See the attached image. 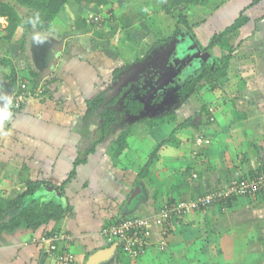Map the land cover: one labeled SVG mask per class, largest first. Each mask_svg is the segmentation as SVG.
I'll use <instances>...</instances> for the list:
<instances>
[{"label": "crops", "instance_id": "1", "mask_svg": "<svg viewBox=\"0 0 264 264\" xmlns=\"http://www.w3.org/2000/svg\"><path fill=\"white\" fill-rule=\"evenodd\" d=\"M84 7L80 6L79 12L85 11ZM78 10L64 8L60 16L67 22L65 14L76 20L78 14L73 13ZM205 23L198 28L207 38ZM54 24L46 32L34 31L39 35V43L43 44L41 48L45 46L46 51L41 49L40 64L28 65L29 72L39 74L41 79V73L52 63L53 51L60 48L52 71L39 81L46 85L48 97L28 100L19 111L6 108L0 113V194L7 197L13 192H22L28 181H48L52 192L60 193L58 189L63 187L60 202L69 203L73 211L63 220L37 230L24 223L12 232L3 233L0 264H56V259L49 258L46 253V243L38 242L45 231L69 237L63 246L74 255L73 264H88L91 256L100 252L101 257L99 255L90 264H264V229L261 228L264 200L259 196L235 197L174 219L169 224L164 249L157 247L159 236L155 232L153 246L141 259L132 262L118 248L110 252L111 246L100 234L105 225L117 219L148 216L147 213L153 214L166 202L192 199L232 180L263 173L264 72H256L253 77L251 73L246 75L242 90L233 87L205 90L180 103L173 97L176 101L170 108L186 109L187 118L193 117L192 127L178 130L176 146L162 148L149 167L148 176L141 177V170L154 147L175 131L173 124L165 123L148 130L144 125L145 128L134 134L133 124L124 126L118 120L104 130L103 119L96 112L84 118L86 100L102 95L106 105L101 107L109 108L108 102L121 93V87L114 92L112 85L121 76L113 78L112 72L140 60L130 61L126 57L129 63L124 64L122 60L124 63L120 66L108 69L112 64L108 60L96 67L91 62L88 64L85 58L67 56L65 42H59L63 34L58 39L54 37L59 34ZM247 24L254 27L248 36H238L248 29L242 26L227 39L236 47L234 52L238 56L246 57L244 53L248 49L252 51L251 56L257 55L263 64L264 23ZM5 53L9 56L4 57L16 69L17 81L11 88L10 78L5 76L10 75L9 68L0 67V85L5 87L0 86V94L13 92L20 81L31 85L30 75L24 78L15 67L14 59L19 58L16 53L11 58L13 53ZM61 61H65L62 71L58 70ZM195 70L184 73V77ZM228 70L226 78L232 80L234 74L230 73V68ZM142 78L139 76L138 80ZM107 81L114 88H107ZM200 96L204 106L199 110L193 99ZM121 106L122 103L118 109ZM157 109H153L155 114L159 112ZM203 109L204 115L200 113ZM175 113L180 118L176 109ZM95 119L101 121L100 126L95 127L97 134L93 130ZM85 124L87 127L83 130ZM126 130L129 132L125 140L127 146L116 154L118 135ZM200 136L210 140V144L198 146L196 140ZM97 141L94 153L86 155V150ZM78 159H86V162L75 166ZM73 169L75 175L71 178ZM141 187L148 188L147 196H140ZM37 192L33 196H43L36 195ZM47 192L48 195L40 197L41 201L50 199L48 189ZM27 204L24 199L20 206Z\"/></svg>", "mask_w": 264, "mask_h": 264}, {"label": "rangeland", "instance_id": "2", "mask_svg": "<svg viewBox=\"0 0 264 264\" xmlns=\"http://www.w3.org/2000/svg\"><path fill=\"white\" fill-rule=\"evenodd\" d=\"M250 1L251 0H213L206 6H197L190 8L188 13L189 23L195 28V34L197 35L196 39L200 43L207 45L209 37L206 38V35L201 31L200 28H198V25H201L206 21L205 31L208 36L211 33L213 34V32L215 31L219 32L225 30L234 22L239 13H241V9L244 6L246 7V5ZM113 7L115 11L114 19L113 17H111L110 14H107L105 10H101L95 6H85L84 8L86 10L83 12H79L82 8H80V6H77L76 9H79L77 11L78 13H73L71 11L73 15L78 14V18H76V20H73L69 14H65V17H67L69 22H67L63 16L58 15L53 22L55 23L54 30H57L59 34L58 36L54 37L58 39V37L62 36L63 34L64 37L61 38L59 42L60 44H64L65 42V55L68 56L73 54L74 57L85 58L87 59L86 61L88 64H90L91 62L96 67L98 64H106L107 60L112 62L108 69L120 66L122 63H124V61H121L125 60L126 57H129L130 61L133 60L135 62H138L137 60H140L139 63H129L126 60L124 63H129V66H131V68L127 69L126 72H124L122 81L124 79H135L137 78L136 75L138 74V72H143L145 71L146 67L162 62V54L170 48V44L173 41L172 39L170 40V42L167 43L164 39H169L171 36H174L173 33L175 31V24L170 16H167L163 13L159 0H114ZM263 14L264 2L260 3L257 7L243 12V16L248 18V20H244V22L243 19H240V22L238 24H241L246 29H248L245 34L238 33V36L240 38L243 37L242 35L248 36L250 30L254 29L253 26L250 27L247 23L250 22V25L264 23V19H262ZM92 17L97 18L98 21L94 20L91 22ZM6 25V20L0 18V29L5 28ZM242 26L236 28L235 30L240 29ZM127 30H129L128 33L126 32ZM29 31L30 32L24 38L23 44H21L18 40L15 41V39L17 38H14L10 42L0 39V55H5V57H7L9 56V54L6 55L5 52L8 51L9 53H13V55L10 56L11 58L12 56L15 57L16 53V56L19 58L14 59L15 67L20 70L19 74L22 76L24 75V78L30 75L29 68L31 65L35 67L36 64H40L42 60V57H40L41 49L46 51L45 46L41 48V45L43 46V44L41 42L39 43L40 40L38 41V33H35L34 30ZM232 33L230 32L229 34H227L226 38ZM255 36L256 34L254 35V37ZM25 40L28 43H26ZM258 45L259 44H257V46ZM251 53L252 51L247 49L246 53H244L246 57L242 58L237 55V52H234L233 54L234 57L236 56V59H232L229 62L228 66V69H231L230 73L234 74L232 80H228L225 77L224 80H220L216 84L215 89L220 90L222 88V90H224L228 89L229 87H233L242 90L244 88L243 79L246 78V75H249L251 73V77H253L256 72H264V63L261 64L259 60L260 57H258L257 55L251 56ZM216 54L221 55L222 51L217 48ZM64 63L65 61H61L59 63L58 70L62 71L63 66L65 65ZM99 67L102 70V66L99 65ZM228 71L229 70H227V72ZM137 81L139 80H136V82ZM250 82L251 81H249L248 83ZM110 83V81H107L105 83V86H107V88L115 87L113 89L114 92H118L120 87H124H122L123 82H113L112 85L114 87H112ZM0 86L3 89L5 88L3 85ZM128 86L129 85L127 84V88ZM33 99L42 100L37 98ZM175 101L176 100L172 98V100L170 101L165 100L162 104H154L153 107H157V110L160 111L162 109V105H173ZM193 103H197V109L199 108V110L204 106L201 100V96L194 98ZM188 107L189 109H191V106L188 105ZM175 109L178 115L180 116V118H177L178 124H181V122L185 121L188 117L187 110L185 109V111H181V109L177 107ZM142 113L144 114L140 115V117H145L146 114L150 116L156 115L153 109L151 110V107L148 106L146 111ZM200 113L203 114L204 109ZM94 122L95 123L93 124V130L95 134H97L95 127H98L101 121L99 119H95ZM118 122H120L121 124H125L124 126L133 124L132 126H134L135 128L134 130L132 129V133L134 132V134H136L137 131H141L143 129L142 127L145 128V126L141 125V123H138V119L134 117L125 116L119 118ZM86 127L87 125L85 124L83 130ZM173 127H175V125H173ZM117 129L118 128H116V130ZM178 130L176 131V134ZM47 189L50 193V199L48 200L60 201V193L52 192L50 188L43 187L39 190L42 193L38 191L36 195H48ZM139 193L140 196H147V194H149V190L148 188L144 189V187H141L139 188ZM43 196H30L27 197L25 200L28 204L34 203L41 201L40 197ZM147 215L150 214L147 213ZM261 217L263 221L261 228L264 229V214H262ZM129 261L132 262L135 260L129 259Z\"/></svg>", "mask_w": 264, "mask_h": 264}, {"label": "trees", "instance_id": "3", "mask_svg": "<svg viewBox=\"0 0 264 264\" xmlns=\"http://www.w3.org/2000/svg\"><path fill=\"white\" fill-rule=\"evenodd\" d=\"M211 1L213 0H159L161 4V10L165 15L170 16L175 24V31L173 33L174 36L164 40L168 43L175 37H181L183 35L184 37L192 39L200 51H209L212 54L211 60L202 63L200 69H197L193 75L188 76L189 78L181 84L179 90H177L176 93L179 103L185 101L190 96H199L205 90L215 89L216 84L220 80L225 79L229 62L232 60L233 52L235 50V47L229 43L226 35L230 32L232 33L236 28L242 26L241 24H238L240 19H243V21L248 20V18L243 16V12H246V10L249 8L257 7L262 0H251L246 5V7H243L241 13H239L234 22L229 27H227L225 30L219 32L215 31L213 34L211 33L209 35L208 44L204 45L196 39L197 35L195 34V28L189 23L188 13L190 8L206 6ZM113 5L114 0H0V18L5 19L7 22L6 27L0 29V39L10 42L18 35L15 41L18 40L21 44H23L25 36L30 32L29 30H34L37 32L48 31L55 18L61 14L64 8L95 6L101 10H105V12L110 14L114 19L115 11ZM262 19H264V14ZM126 32L128 33L129 30ZM217 48L222 51L221 55L216 54ZM8 60L4 56L0 55V67L9 68L10 75L5 76L6 78H10L9 84L12 88L15 81H17L14 77L16 69L14 70L13 66H11V62ZM128 68L129 65L127 64L115 69V71L112 72L113 78L118 77L119 74L122 76V72L126 71ZM29 80L31 85H29V83L28 85L31 87V89H36L38 86L43 87L44 90L42 93V99L49 95L45 87L46 85H42V82H39L41 80L39 74L30 71ZM147 89H150L148 85ZM104 101L105 98H103L102 95H97V97L91 100H86V111L84 115V118L88 119L94 116L96 112V114L103 119L104 123L102 128L104 130L116 122L119 118L125 117V115H129L130 117L138 119V123L145 125L147 130L161 126L165 123H171L175 125V131L173 134H171L168 139L161 141L154 147L149 156L147 164L141 170V177L148 176L149 167L151 164H153L162 148L166 146H176L174 141L176 140L175 133L178 129L181 130L192 127L191 121L193 120V117L187 118L185 121H182L181 124H178L175 109L170 107H162V109L154 116L146 114L145 117H140V115L144 114L142 112L145 111V103L142 102V100L135 94H132V92H127V86L121 88V93L117 99H111L108 102L110 105L109 108L101 107L102 104H104V106L106 105V102ZM121 103L122 106L120 109H118V105H121ZM99 107H101V110ZM98 109L100 111H98ZM128 133V130H126V132H122L118 135L120 136L118 138L119 149L117 150L116 154H120L121 151L126 148L127 145L125 140ZM198 138L206 139L204 136H200ZM97 143L98 141L92 143V145L86 150V155L94 153ZM85 162L86 159H78L74 165L76 166L79 164H84ZM74 175L75 169H73L70 173L71 178ZM43 186H47L48 188L52 185L51 183H48V181H28L25 184V190L22 192H13L12 195L7 197L0 194V236L3 233L14 231L24 223L30 227H34L35 230H37L40 227L59 222L72 213L73 210L69 203L63 204L62 202L55 200L38 201L37 203L34 202L27 205H22V207L20 206L22 200L33 196V194L39 191ZM58 191L61 195L64 194L63 187H59ZM10 215L11 217L8 218ZM47 232L48 231H45L42 234H48ZM118 249L121 251L120 247Z\"/></svg>", "mask_w": 264, "mask_h": 264}, {"label": "built area", "instance_id": "4", "mask_svg": "<svg viewBox=\"0 0 264 264\" xmlns=\"http://www.w3.org/2000/svg\"><path fill=\"white\" fill-rule=\"evenodd\" d=\"M97 18H91L92 21ZM43 87L31 89L26 81L17 83L7 104L10 111H19L24 104L33 98L42 99ZM198 145L209 144V140L197 139ZM254 175V174H253ZM259 196L264 200V172L249 178L235 179L227 185L217 188L207 194L196 196L192 199L166 202L154 214L148 216H135L120 218L101 229V237L111 247L121 249V252L130 259L143 257L153 246L155 232L158 233V247L163 249L169 233V224L174 219L181 218L194 211L205 210L235 197ZM49 234V235H48ZM42 234L38 242L46 243V253L49 258L56 259V264H73L74 255L64 249L65 234L51 231Z\"/></svg>", "mask_w": 264, "mask_h": 264}, {"label": "water", "instance_id": "5", "mask_svg": "<svg viewBox=\"0 0 264 264\" xmlns=\"http://www.w3.org/2000/svg\"><path fill=\"white\" fill-rule=\"evenodd\" d=\"M59 50L60 48H57L53 51L52 63L43 73H41V79H43L49 72L52 71V67L56 64L58 60L57 52ZM211 59L212 54L209 51L202 53L194 42H192L191 44L186 43L185 45H177L175 49V55L171 58H167L166 62L164 63L165 65H161L160 68L157 67L158 70L156 71H149L151 75L149 76V78H147L148 76L146 77V79H151L150 81L147 80L146 83L150 87L149 91H154V96H157L159 93H162V96L166 97L165 89H167V86L169 84H175L174 79H177L178 76L181 75L182 71L184 72V68L195 69V66L199 67L202 63ZM148 68H150V66H148ZM136 79L138 80V78ZM11 94L12 92H3L0 94V113L5 111V109L7 108V104L11 97ZM110 249V252L114 253L116 245L112 246ZM100 253H96L91 256L88 264L92 263V261H96V259L99 258V255L101 257L102 254Z\"/></svg>", "mask_w": 264, "mask_h": 264}, {"label": "flooded vegetation", "instance_id": "6", "mask_svg": "<svg viewBox=\"0 0 264 264\" xmlns=\"http://www.w3.org/2000/svg\"><path fill=\"white\" fill-rule=\"evenodd\" d=\"M192 42H193L192 39H190L188 37H184L183 35L181 37H175L173 39V41L171 42V44H170V48L168 50H166L162 54V62H159L158 64H155V65L153 64V66H150V68L146 67L145 71H143V72L142 71L141 72H138V74L136 76H139V75L140 76H143V75H145V76H143V78L141 80V85H137L136 84V80H137L136 78L135 79H128V80L127 79H124L122 81L123 74L126 71H124L122 73V76L117 79L118 83L123 82L122 87L123 86H127V84L129 85L128 88H127V92H132V94H135L137 97H139L142 100V102L145 103V111L147 109V106L148 107H151V109H154V108H157V107H153L154 104H159L161 102L163 103L165 100L166 101L172 100L173 97H176L177 90H179V87L181 86V84L186 79L189 78L188 76H185L184 77V75H183L184 72L183 71L181 72V75L178 76L179 77L178 79H174L175 84L174 85H169L167 87V89H165V93H166L165 95H166V97H163L162 96L163 95L162 93H159L157 96H154V91L153 92H150L147 89V84H146L147 83V80L150 81L151 79H146V77L148 76L147 78H149V76L151 75V73L149 71H151V70L152 71L153 70H155V71L158 70L157 67L160 68L161 65H165L164 63L166 62V59L167 58H171L172 56L175 55V49H176V46L177 45H182V44L185 45L186 43L191 44ZM195 67H196L195 69L197 70V69H200L201 66L200 67L195 66ZM184 69H185L184 71H187L185 73H188L189 74V71L192 68H190V69L184 68ZM194 73L195 72H192L191 75H193ZM180 79H181L182 82H179ZM161 107H163V105ZM167 107H170V104H169V106L167 105Z\"/></svg>", "mask_w": 264, "mask_h": 264}, {"label": "clouds", "instance_id": "7", "mask_svg": "<svg viewBox=\"0 0 264 264\" xmlns=\"http://www.w3.org/2000/svg\"><path fill=\"white\" fill-rule=\"evenodd\" d=\"M201 52H202V51H201ZM202 53H204V52H202ZM200 66H201V65H200ZM200 66H199V67H200ZM139 76H140V75H139ZM139 76H136V77H137V78H139ZM136 84H137V85H141V82H140V80H139V81H137V82H136ZM169 85H171V84H169ZM169 85H168V86H169ZM168 86H167V87H168ZM147 100H148V99H147ZM145 102H146V101H145Z\"/></svg>", "mask_w": 264, "mask_h": 264}]
</instances>
